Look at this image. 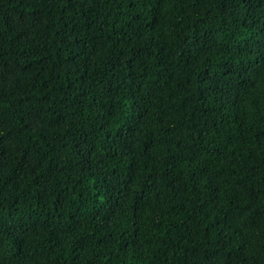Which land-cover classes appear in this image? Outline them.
I'll use <instances>...</instances> for the list:
<instances>
[{"label": "trees", "instance_id": "obj_1", "mask_svg": "<svg viewBox=\"0 0 264 264\" xmlns=\"http://www.w3.org/2000/svg\"><path fill=\"white\" fill-rule=\"evenodd\" d=\"M0 264H264V0H0Z\"/></svg>", "mask_w": 264, "mask_h": 264}]
</instances>
